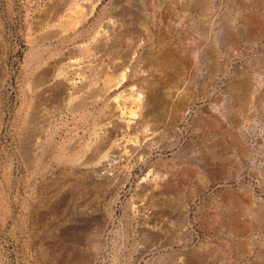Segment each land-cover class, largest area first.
Wrapping results in <instances>:
<instances>
[{"label":"rangeland","instance_id":"374dc122","mask_svg":"<svg viewBox=\"0 0 264 264\" xmlns=\"http://www.w3.org/2000/svg\"><path fill=\"white\" fill-rule=\"evenodd\" d=\"M0 264H264V0H0Z\"/></svg>","mask_w":264,"mask_h":264},{"label":"bare ground","instance_id":"6f19581e","mask_svg":"<svg viewBox=\"0 0 264 264\" xmlns=\"http://www.w3.org/2000/svg\"><path fill=\"white\" fill-rule=\"evenodd\" d=\"M127 72V70L126 69H124L123 70V74H121L122 76L125 74L126 75V72ZM61 75V74H60ZM65 80H70V78H68L67 76H65ZM66 83H68V81L66 82ZM67 86H68V84H67ZM134 96V95H133ZM144 100V99H143ZM145 100H146V98H145ZM122 129V128H121ZM126 129V128H125ZM120 132H122V131H120ZM124 132V131H123ZM128 132V131H127ZM110 134V133H109ZM116 135V134H115ZM121 135V134H120ZM125 143H122V142H118L117 143V145L115 146V147H111V152H110V156H112V154H123V153H126L127 151H131L132 152V150L129 148H127V146L126 145H124ZM134 149V148H133ZM106 157V159L105 160H102V161H100V162H98V164L96 165V168H95V171H97V176H101L102 175V177H103V175H107V171H109L108 169V167H110L112 164L114 165V163H115V161L116 160H114V158H111V157ZM118 160V159H117ZM116 163H117V161H116ZM112 165V166H113ZM115 166V165H114ZM113 168V167H112ZM98 171H100V172H98ZM96 176V177H97Z\"/></svg>","mask_w":264,"mask_h":264}]
</instances>
